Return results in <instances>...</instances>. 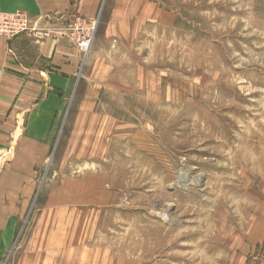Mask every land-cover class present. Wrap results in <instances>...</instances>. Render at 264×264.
Here are the masks:
<instances>
[{
  "label": "rangeland",
  "instance_id": "1",
  "mask_svg": "<svg viewBox=\"0 0 264 264\" xmlns=\"http://www.w3.org/2000/svg\"><path fill=\"white\" fill-rule=\"evenodd\" d=\"M96 19L1 264H264V0Z\"/></svg>",
  "mask_w": 264,
  "mask_h": 264
},
{
  "label": "crops",
  "instance_id": "2",
  "mask_svg": "<svg viewBox=\"0 0 264 264\" xmlns=\"http://www.w3.org/2000/svg\"><path fill=\"white\" fill-rule=\"evenodd\" d=\"M127 2V1H126ZM104 0H0L25 12L48 37L0 36V264L17 236L47 164L83 56L61 35L75 18H97Z\"/></svg>",
  "mask_w": 264,
  "mask_h": 264
},
{
  "label": "built area",
  "instance_id": "3",
  "mask_svg": "<svg viewBox=\"0 0 264 264\" xmlns=\"http://www.w3.org/2000/svg\"><path fill=\"white\" fill-rule=\"evenodd\" d=\"M96 18H75L73 22L64 29H59L61 35L76 44L83 58L87 57L93 48L97 33ZM33 34L36 38H44L50 35L47 30H41L29 16L20 10L7 12L0 10V36L14 39L19 35Z\"/></svg>",
  "mask_w": 264,
  "mask_h": 264
},
{
  "label": "bare ground",
  "instance_id": "4",
  "mask_svg": "<svg viewBox=\"0 0 264 264\" xmlns=\"http://www.w3.org/2000/svg\"><path fill=\"white\" fill-rule=\"evenodd\" d=\"M119 145V144H118ZM121 168V167H120Z\"/></svg>",
  "mask_w": 264,
  "mask_h": 264
}]
</instances>
